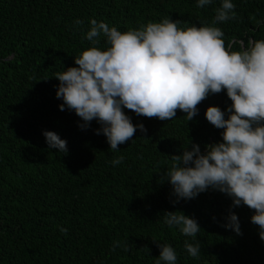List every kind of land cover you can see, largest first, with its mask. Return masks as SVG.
I'll return each mask as SVG.
<instances>
[{"label": "trees", "instance_id": "trees-1", "mask_svg": "<svg viewBox=\"0 0 264 264\" xmlns=\"http://www.w3.org/2000/svg\"><path fill=\"white\" fill-rule=\"evenodd\" d=\"M220 3L197 8V0H0V264H155L153 239L176 250L177 264H264V241L247 206L232 208L243 233L237 235L222 227L230 197L209 189L173 204L171 185L160 183L170 154L190 149V141L203 151L222 139L205 111L209 105L226 110V91L210 94L189 122L179 109L172 121L125 109L147 132L137 129L118 152L95 134V120L80 129V118L61 111L56 96L53 75L74 66L72 56L90 46L84 36L89 18L121 31L164 18L181 21V28L211 25ZM233 3L236 18L215 25L226 47L264 39V0ZM76 19L84 21L82 28ZM45 130L67 141L66 154L48 148ZM120 155L121 164L110 163ZM165 210L196 218L199 259L184 249L191 238L163 224ZM116 240L129 251H111Z\"/></svg>", "mask_w": 264, "mask_h": 264}, {"label": "clouds", "instance_id": "clouds-1", "mask_svg": "<svg viewBox=\"0 0 264 264\" xmlns=\"http://www.w3.org/2000/svg\"><path fill=\"white\" fill-rule=\"evenodd\" d=\"M212 3L197 0L196 6ZM235 7L233 0H221L211 25L184 28L181 21L164 18L121 31L89 18L84 36L90 46L72 56L74 66L53 76L59 81L60 110L74 111L82 130L95 120L100 127L93 131L106 137L112 152L133 140L137 129L147 132L143 123L132 122L125 109L161 121L176 119L179 109L189 122L210 94L226 91L231 101L226 110L209 105L205 111L207 121L222 129V139L205 144L203 151L190 141V149L170 154L171 164L160 183L171 185L173 204L209 189L230 197L232 204L222 227L237 235L243 233L232 208L247 206L252 210L250 221L258 226L264 241V39L249 40L236 50L226 47L224 32L215 25L235 19ZM74 25L82 28L84 21L76 19ZM43 135L49 149L68 152L67 141L56 132L45 130ZM123 160L120 155L110 163L115 166ZM163 224L191 238L192 242L184 240V249L190 257L200 258L197 236L201 226L196 218L181 210H165ZM60 231L67 235L66 228ZM153 241L159 248L155 264H177L176 250L170 244ZM117 248L129 251L127 243L119 240L113 241L111 251Z\"/></svg>", "mask_w": 264, "mask_h": 264}]
</instances>
